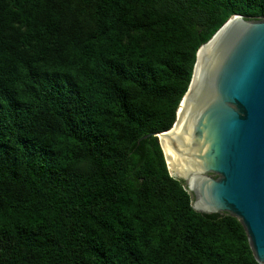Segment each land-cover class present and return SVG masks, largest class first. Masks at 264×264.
Here are the masks:
<instances>
[{"label":"trees","instance_id":"16d2710c","mask_svg":"<svg viewBox=\"0 0 264 264\" xmlns=\"http://www.w3.org/2000/svg\"><path fill=\"white\" fill-rule=\"evenodd\" d=\"M233 13L264 0H0V264H260L154 134Z\"/></svg>","mask_w":264,"mask_h":264},{"label":"water","instance_id":"95a60500","mask_svg":"<svg viewBox=\"0 0 264 264\" xmlns=\"http://www.w3.org/2000/svg\"><path fill=\"white\" fill-rule=\"evenodd\" d=\"M187 107L189 137L178 141L170 129ZM154 134L194 209L236 216L264 264V16L233 13L199 45L172 125ZM160 135L191 164L185 174L170 169Z\"/></svg>","mask_w":264,"mask_h":264},{"label":"bare ground","instance_id":"6f19581e","mask_svg":"<svg viewBox=\"0 0 264 264\" xmlns=\"http://www.w3.org/2000/svg\"><path fill=\"white\" fill-rule=\"evenodd\" d=\"M215 40V39H214ZM212 40L207 45H213L215 41ZM190 131V118L188 116V107L184 111H179L178 119L175 124L170 129V134L178 141L188 140ZM163 150L167 156V162L171 170L177 172L178 174H185L189 169L192 168L191 164L188 163L180 154H178L172 147L170 139L166 135H160ZM176 140V141H177ZM189 181H191L189 179Z\"/></svg>","mask_w":264,"mask_h":264}]
</instances>
